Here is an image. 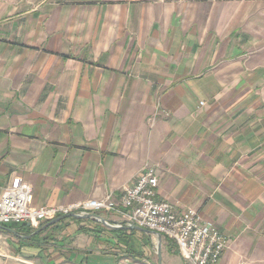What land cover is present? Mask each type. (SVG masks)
Listing matches in <instances>:
<instances>
[{
    "label": "crops",
    "instance_id": "crops-1",
    "mask_svg": "<svg viewBox=\"0 0 264 264\" xmlns=\"http://www.w3.org/2000/svg\"><path fill=\"white\" fill-rule=\"evenodd\" d=\"M225 1L41 0L1 24L0 198L21 177L36 207L120 202L153 169L159 200L228 236L220 264H264L254 123L243 120L248 108L223 103L264 78V50L238 33L240 12ZM17 10L8 1L0 20ZM102 217L113 228L99 236L118 248L72 246L85 234L54 232L60 223L13 224L0 233V264H125L121 241L135 230L124 215ZM182 262L162 254V264Z\"/></svg>",
    "mask_w": 264,
    "mask_h": 264
},
{
    "label": "built area",
    "instance_id": "built-area-1",
    "mask_svg": "<svg viewBox=\"0 0 264 264\" xmlns=\"http://www.w3.org/2000/svg\"><path fill=\"white\" fill-rule=\"evenodd\" d=\"M159 187L156 172L149 169L139 176L133 187L124 191L120 202L109 195L68 206L36 207L32 187L23 178L15 177L0 198V225L28 224L38 229L63 216L117 213L125 216L130 227L172 240L188 264H220L229 245L228 236L205 223L197 210L179 212L169 201L159 200Z\"/></svg>",
    "mask_w": 264,
    "mask_h": 264
},
{
    "label": "rangeland",
    "instance_id": "rangeland-1",
    "mask_svg": "<svg viewBox=\"0 0 264 264\" xmlns=\"http://www.w3.org/2000/svg\"><path fill=\"white\" fill-rule=\"evenodd\" d=\"M8 1L13 0H0V8L6 7ZM41 0H15V6L18 7L19 10L16 11L11 17H4L0 20V25L6 23L9 20H20L22 18L21 14L23 11L21 9L27 6H29L31 9L33 8H40L41 3H39ZM4 4V6H3ZM228 7L237 8L240 12V15L238 17V24H239V30L238 33L244 37H248L246 39H249V44L252 46H255V49L261 48V50H264V0H228L223 3ZM30 9V10H31ZM36 13H40L37 11ZM33 14V13H32ZM248 44V45H249ZM251 51L247 50L245 51L244 55H251ZM262 58H260V61L258 64L256 63V66L259 67L260 70H264V53L261 55ZM251 58H254L251 56ZM259 59V58H255ZM264 72V71H262ZM241 85L239 87L240 96L239 97H225L224 102L227 105H241V107H244L249 109V115H245L243 120L252 121L254 123L253 128L249 130L250 132H253L252 142L254 143V153L255 157L254 160L249 162V166L252 168V173L255 176V191L253 193L254 200H262L264 201V78L259 79V81H253V82H247L248 89H245L246 81L240 82ZM251 83H253L251 85ZM252 91L251 94L246 96V94ZM232 92H234L232 90ZM246 135V134H244ZM250 150V148H249ZM164 201V200H163ZM75 215V214H73ZM103 216V214H100ZM71 216V215H69ZM67 223L64 225H61L58 228H50L54 232H72L67 229L77 230V233H83L85 234L84 237H82L79 240H76V242H71V245L74 246V244H79L82 247H85L86 249H98L102 252L108 251V249L113 244L114 248H118L119 244L116 242L115 244L112 241H109V238H102L100 236H107L110 234L109 227L103 225L99 222H90L86 223V225H83V223L77 222L74 219L68 218L66 219ZM54 221V220H53ZM7 227H13V224L6 225ZM74 226V227H72ZM2 225H0V233H3L4 235L10 234V232H6L5 230H8L7 228L2 229ZM124 228H130L128 224L125 222ZM129 230V229H126ZM145 230V229H144ZM20 231L24 233V235H30L32 234L31 230H28L27 227L20 228ZM133 231H130V234L127 238L125 237L123 241H121V245L125 244L127 248L126 255V262L130 264H159L158 260V248L161 243L162 247V254L166 255L168 259H174L178 260L179 257V250L176 247V244L173 243L172 240L168 239L166 236L162 235V240L160 242L158 238V234L153 233H143L140 231H137V233H132ZM140 232V233H138ZM151 232V231H150ZM146 234L147 236H145ZM98 235V236H97ZM100 235V236H99ZM161 236V235H160ZM111 242V243H110ZM69 245V246H71ZM135 248L137 251H133ZM76 248V247H73ZM174 256V258L172 257ZM182 258V257H181ZM92 259V258H88ZM183 259V258H182ZM184 262L182 264H188L184 259ZM243 264H250L249 262L243 261ZM71 264V263H68ZM175 264V263H174Z\"/></svg>",
    "mask_w": 264,
    "mask_h": 264
},
{
    "label": "water",
    "instance_id": "water-1",
    "mask_svg": "<svg viewBox=\"0 0 264 264\" xmlns=\"http://www.w3.org/2000/svg\"><path fill=\"white\" fill-rule=\"evenodd\" d=\"M68 218L95 220V221H97L99 223H102L103 225H105V226H107L109 228H113V226L109 225L108 222L106 221V219L103 218L101 215L89 214V215H85V216H79V215L63 216V217H60V218L52 221L51 223H49L44 229L52 227V226H54L56 224H59V223L65 221ZM124 229L140 231V232L148 233V234L153 233V232H150L148 230H144V229L138 228L136 226H133V227H130V228H124ZM153 234H155V233H153ZM158 238H159V240L161 242L162 236L158 235ZM158 260H159V264H162V247H161V243H160L159 248H158Z\"/></svg>",
    "mask_w": 264,
    "mask_h": 264
},
{
    "label": "trees",
    "instance_id": "trees-1",
    "mask_svg": "<svg viewBox=\"0 0 264 264\" xmlns=\"http://www.w3.org/2000/svg\"><path fill=\"white\" fill-rule=\"evenodd\" d=\"M75 221H77V222H80V223H82V222H85V223H90V222H92V221H78V220H75ZM67 222L66 221H63V222H61L59 225H64V224H66ZM59 225H57V226H55L56 228H58V227H60ZM3 227H7V226H3ZM25 227V226H24ZM54 227V228H55ZM120 233H125V232H123V231H120ZM132 233H137L136 231H133ZM145 236H147L146 234H144Z\"/></svg>",
    "mask_w": 264,
    "mask_h": 264
},
{
    "label": "bare ground",
    "instance_id": "bare-ground-1",
    "mask_svg": "<svg viewBox=\"0 0 264 264\" xmlns=\"http://www.w3.org/2000/svg\"><path fill=\"white\" fill-rule=\"evenodd\" d=\"M49 222H51V221H49ZM49 222H46V223H44V224H47V223H49ZM44 224H43V225H44Z\"/></svg>",
    "mask_w": 264,
    "mask_h": 264
}]
</instances>
